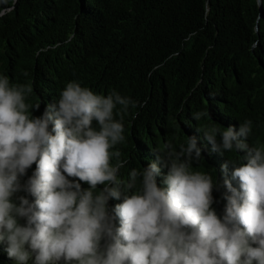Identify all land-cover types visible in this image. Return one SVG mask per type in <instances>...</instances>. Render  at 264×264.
<instances>
[{"label":"clouds","instance_id":"1","mask_svg":"<svg viewBox=\"0 0 264 264\" xmlns=\"http://www.w3.org/2000/svg\"><path fill=\"white\" fill-rule=\"evenodd\" d=\"M15 3L0 0V16ZM32 93L30 80L0 74V242L16 264H264V144H249L250 119L238 130L199 125L213 151L246 153L230 158L231 178L229 163L222 166V184L193 169L203 159L194 135L178 150L163 144L155 161L122 178L129 161L117 146L138 101L70 80L56 103L33 116L40 104L30 102ZM192 116L199 122L209 113ZM162 166L166 187L157 182ZM221 186L222 216L213 208ZM122 193L123 202L110 207Z\"/></svg>","mask_w":264,"mask_h":264},{"label":"trees","instance_id":"2","mask_svg":"<svg viewBox=\"0 0 264 264\" xmlns=\"http://www.w3.org/2000/svg\"><path fill=\"white\" fill-rule=\"evenodd\" d=\"M7 7L11 11L0 17V74L13 83L32 82L29 100L40 104L33 116L56 103L70 80L139 102L130 110L138 115L124 119L126 142L117 146L129 161L122 178L155 161L163 144L172 141L178 150L193 135L203 157L193 169L222 184L228 162L231 178L230 158L239 161L246 153L213 151L201 124L238 130L250 119L249 144H264V0L262 6L257 0H16L14 9ZM69 36L74 39L64 43ZM204 110L209 116L197 122L192 114ZM167 171L161 167L160 187ZM225 191H213L221 216ZM122 202L123 193L109 206ZM6 247L0 242V264H16Z\"/></svg>","mask_w":264,"mask_h":264},{"label":"rangeland","instance_id":"3","mask_svg":"<svg viewBox=\"0 0 264 264\" xmlns=\"http://www.w3.org/2000/svg\"><path fill=\"white\" fill-rule=\"evenodd\" d=\"M11 10H9L6 14H8L9 12H10ZM6 14H4V15H6ZM4 15H2V16H4ZM2 16H0V17H2ZM29 171V170H28ZM32 174L30 173V172H27V178L28 177H30ZM23 222V221H22Z\"/></svg>","mask_w":264,"mask_h":264},{"label":"water","instance_id":"4","mask_svg":"<svg viewBox=\"0 0 264 264\" xmlns=\"http://www.w3.org/2000/svg\"><path fill=\"white\" fill-rule=\"evenodd\" d=\"M260 5L262 6V0H259Z\"/></svg>","mask_w":264,"mask_h":264}]
</instances>
